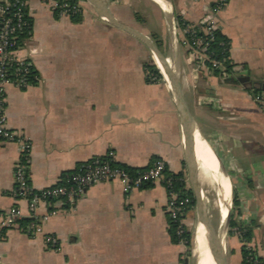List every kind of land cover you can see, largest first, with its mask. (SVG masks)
<instances>
[{
	"label": "crops",
	"instance_id": "obj_1",
	"mask_svg": "<svg viewBox=\"0 0 264 264\" xmlns=\"http://www.w3.org/2000/svg\"><path fill=\"white\" fill-rule=\"evenodd\" d=\"M214 2L104 0L119 21L148 35L169 60L194 119L195 143L198 134L228 180V264L252 263L244 261L243 247L264 264V109L254 102L253 87L239 81L249 76L264 82V0H227L216 13L230 40L232 73L226 76L196 65L174 23L200 22ZM26 3L32 30L20 56L31 60L38 80L26 87L8 83L4 93L8 126L29 139L32 188L54 186L64 172L95 157L131 168L161 159L190 188L180 109L167 82L148 76L145 65L154 64L148 47L87 6L73 18L56 13L46 0ZM19 157L16 142L0 139V210L17 207L24 219L27 202L13 193ZM166 203L161 182L129 192L119 180L94 183L72 203L36 209L41 217L58 208L40 221L43 232L58 240L57 249L17 225L0 240V264H191L186 246L170 237ZM231 214L236 225L230 228ZM193 216V210L186 214L188 229ZM240 226L247 229L246 240Z\"/></svg>",
	"mask_w": 264,
	"mask_h": 264
},
{
	"label": "built area",
	"instance_id": "obj_2",
	"mask_svg": "<svg viewBox=\"0 0 264 264\" xmlns=\"http://www.w3.org/2000/svg\"><path fill=\"white\" fill-rule=\"evenodd\" d=\"M46 1L56 13L70 17L79 15L86 8L81 0H76L73 3L69 0ZM226 2L227 0H215L208 9L205 18L195 24L184 22L180 18L182 23H179V19L174 21L181 28L182 44L189 48V53L193 56L196 65L211 70L219 69L222 76H226L228 73L220 61L212 58L208 45L213 39L214 32L220 29L215 15ZM26 8V0H0V139L16 142L19 146L20 157L14 169L13 193L16 197L26 200L30 211L29 218L33 219L26 233L30 236H42L51 248L57 249L58 240L53 235L43 232L40 221L45 220L49 215L56 214L58 208L52 207L44 215L38 217L35 211L41 203L48 205L72 203L85 193L88 186L104 180H119L124 192L161 182L167 192L168 218L175 224V234L179 238V243L185 245L184 234L190 230L186 225L185 218L190 211L192 200L189 196L180 195L174 190V178L164 173L166 164L161 159H155L147 168L130 174L120 167L112 166L110 160L95 157L81 163L72 172L64 175L60 182L54 186L41 190L32 188L28 178L29 139L23 133L8 126L4 93V86L8 83L18 87L30 85L28 76L34 70L31 60L20 56L19 35L24 32L26 27L28 28ZM10 68H12L11 71ZM148 76L151 80L158 79L156 73L151 71L148 72ZM34 78L38 80V75H35ZM253 100L260 108L264 109L263 90L260 89L256 92ZM183 180L185 181L184 177ZM20 219V211L17 207L0 210V240L8 228L19 226ZM243 231V229H237L239 235H242ZM248 260L253 264L260 263V260L252 253H249Z\"/></svg>",
	"mask_w": 264,
	"mask_h": 264
},
{
	"label": "water",
	"instance_id": "obj_3",
	"mask_svg": "<svg viewBox=\"0 0 264 264\" xmlns=\"http://www.w3.org/2000/svg\"><path fill=\"white\" fill-rule=\"evenodd\" d=\"M87 7L97 11L100 14V18L113 26H116L123 31L131 34L140 40L144 45L148 47L151 54H156L161 62L164 64L168 78L172 86V92L178 103L180 109V115L182 119V134L183 145L185 152V162L187 167L188 182L190 185V191L194 197V214L197 224H201L204 228L205 236L211 243L213 248V254L216 258V264H228L226 244L224 237L217 234L210 218V214L207 211L206 198L201 187V183L198 178V161L195 153V139H194V119L191 110L184 98L179 76L173 69V66L169 60L165 57L156 43L145 33L119 21L106 7L105 4H99L95 0H81ZM154 62V61H153ZM155 66L156 63L154 62ZM158 70V67L156 66ZM159 71V70H158ZM161 74V72L159 71ZM162 76V80L165 78ZM166 81V80H165ZM239 81L248 88L256 87L264 91V82H254L249 76L239 77ZM229 218V209L227 213V220Z\"/></svg>",
	"mask_w": 264,
	"mask_h": 264
},
{
	"label": "bare ground",
	"instance_id": "obj_4",
	"mask_svg": "<svg viewBox=\"0 0 264 264\" xmlns=\"http://www.w3.org/2000/svg\"><path fill=\"white\" fill-rule=\"evenodd\" d=\"M95 1L98 2L99 4H104V0H95ZM152 56H153L152 57L153 61L156 63V66L158 67V70L161 72L167 84L170 86L172 90V86L168 78V74L164 64L161 62V60L156 54H152ZM196 140L199 143L202 152L205 154V156H207L210 159L208 160V158L198 153V151H200V148L195 143L196 157L200 164V167L202 168V181L206 182L209 185L211 201L214 203L216 209L220 212L219 225L215 226L212 219L211 222L217 234L221 237H225L228 227L227 213L231 198L229 183L228 180L225 178V176L221 173L218 167L216 157L214 156L208 145L199 137L198 134H196ZM210 161L212 163V167ZM205 198H207L206 195ZM206 201L208 200L206 199ZM207 211L209 212L208 205H207ZM192 246L194 247L195 255L200 256L197 259L198 264H216V258L214 257L213 254L214 250L211 246L210 241L205 236L204 228L201 224L196 223V226L193 231Z\"/></svg>",
	"mask_w": 264,
	"mask_h": 264
},
{
	"label": "trees",
	"instance_id": "obj_5",
	"mask_svg": "<svg viewBox=\"0 0 264 264\" xmlns=\"http://www.w3.org/2000/svg\"><path fill=\"white\" fill-rule=\"evenodd\" d=\"M9 1H12V0H9ZM69 1L73 3L76 0H69ZM26 13H27V18L26 19L28 21V28L26 27L24 32H22L19 35L20 46L22 44V41L25 38L30 36L31 30H32V20H31V18L28 15L27 8H26ZM75 17L76 16H73V18H75ZM179 23H182V20L179 19ZM229 42H230V40L225 35H223L221 33L220 29H219V30L214 32L213 39L209 42L208 50H209V52L212 53V55H211L212 58L215 59V60L220 61L222 66L224 67L225 71L230 74V73H232L231 72L232 64L230 63V59H229ZM145 66H146V69L150 70L151 72L156 73L158 79L161 78V75L159 74V72L156 69V66L154 64H146ZM11 70H12V68H10V71ZM214 71H215V73H219V69H215ZM35 75H37V72H36L35 69L32 70L29 73V76H28L29 80L28 81H29L30 84H35L36 83L37 80L34 78ZM259 90H260L259 88L253 87V91L255 93L258 92ZM102 159L110 160V164L112 166L120 167V168L124 169L125 171H127L130 174H135L137 172V170H143V169L148 167L147 166V167H144V168H131V167H128L126 165H123V164H120L118 162H115L111 158H102ZM76 168H74V169H76ZM74 169L64 172L62 174L61 178L64 175L69 174L70 172H72ZM164 173L167 176H172L174 178L173 187H174L175 191H177L180 195H187V196H189L191 198L192 202H191V205H190V210H193L194 209V197H193V195H192V193L190 191V188L186 187V182L183 180V174L182 173H177V174L171 173V172H169L167 170V167H166V170L164 171ZM236 203L237 202L234 199L233 200V204H236ZM32 220H33L32 218L20 219L19 222H18L20 229H22L23 231L26 232L27 228H28L29 224L32 222ZM235 225L236 224L233 221L232 214H231L230 215V219H229V227L231 228L232 226H235ZM240 229L244 230L241 236H242V238L244 240H246V238L249 235L248 232H247V229L244 226H240ZM168 232L170 234V237H171L172 241L175 242V243H179V238L175 234V224L173 222H171L170 219L168 221ZM184 238L186 239L185 246L187 247L186 256H188L189 253H190V248H192L191 244H192V238L193 237H192L191 230H188V231L185 232ZM242 252H243V256H244V261L247 260V257L249 256V253H252L248 248H245V247H243ZM258 260H260V259H258ZM259 264H263V262L260 260Z\"/></svg>",
	"mask_w": 264,
	"mask_h": 264
},
{
	"label": "rangeland",
	"instance_id": "obj_6",
	"mask_svg": "<svg viewBox=\"0 0 264 264\" xmlns=\"http://www.w3.org/2000/svg\"><path fill=\"white\" fill-rule=\"evenodd\" d=\"M84 6H86V5L84 4ZM201 187H202V189H203V191H204V193H205V195L207 197L206 199L208 201H206V202H207L208 209H209V212H210V216H211V218L213 220V223H214L215 226H218L219 225V220H220V212L216 209V207L214 206V203L211 201L209 185L206 182H203L201 180ZM193 212H194V209H193ZM195 224H196V219H195V214H194V216H193V222H192V225L190 227V230L192 232V237H193V228H194ZM193 246H194V244H193ZM193 246L191 244V247L192 248H190V253L188 255V258H190L189 260H190L191 264H198V260L197 259L200 256H196L195 255L194 247ZM186 250H187V247L185 249V252H186Z\"/></svg>",
	"mask_w": 264,
	"mask_h": 264
}]
</instances>
